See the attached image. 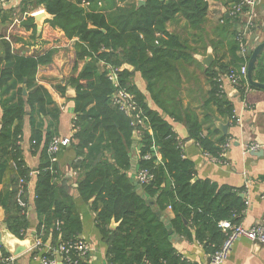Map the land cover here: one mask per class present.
<instances>
[{
  "label": "trees",
  "instance_id": "obj_1",
  "mask_svg": "<svg viewBox=\"0 0 264 264\" xmlns=\"http://www.w3.org/2000/svg\"><path fill=\"white\" fill-rule=\"evenodd\" d=\"M143 1L137 5L136 0H21L22 13L40 7L50 16L48 22L52 27L61 29L68 39H75V65L84 61L77 74L65 84L73 87L75 93L68 144L74 151L70 165L74 175L69 179L60 178L48 152L49 143L57 137L55 130L48 127L42 132L33 125L34 114L49 118L53 125L58 122L59 108L48 90L35 79L37 68L51 61L52 51L18 55L11 52L9 43L3 42L0 92L1 96L13 93L4 97L1 105L0 156L4 159H0V180L11 163L15 177L11 189L0 194V205L5 210V223L10 232L23 238L28 228L26 182L30 169L22 160L19 140L22 120L28 111L31 140L34 147L41 148L33 198L38 219L35 235L43 243L50 238L49 250L43 253L48 258L53 257V248L59 243L73 242L81 232L80 216L69 192L71 182L83 202L91 201L95 225L107 246V264H194L177 253L172 236L196 240L211 255L225 239L219 222L238 224L245 208L244 199L236 191L195 178V165L185 157L183 141L167 119L182 121L187 139L201 152L219 161L224 158L221 145L229 137H215L219 132L208 108L213 106L219 115L234 118L233 103L219 87L217 78L238 69L245 60L236 39L241 20L225 17L224 13L216 27L223 39L227 37L226 50L220 56L215 54L205 70L208 90L203 107L207 111L199 120L194 111L182 108L177 100L178 65L191 61L193 48L166 26L181 18L191 35L199 40L210 0ZM235 1L223 0L222 5L228 10ZM4 11L0 6V24L6 20ZM33 20V16L26 15V22ZM210 42L213 46L223 43ZM226 55L228 59L224 60ZM107 64L121 68L119 82L133 94L146 119L144 127H139L137 139H133L135 127L131 117L112 103L114 87L108 79ZM124 64L133 69L130 71ZM135 72L145 81L146 91L157 109L149 107L145 96L132 82ZM253 79L264 84V56L259 55L256 60ZM246 85L247 81L241 79L235 88L241 93ZM65 86L60 87L61 94ZM206 122L210 125L204 128ZM134 143L138 148L135 173L146 170L150 179L145 183L130 175ZM20 188L24 207L17 202ZM167 208L173 214L170 218L163 215ZM112 221L117 224L114 228Z\"/></svg>",
  "mask_w": 264,
  "mask_h": 264
},
{
  "label": "crops",
  "instance_id": "obj_2",
  "mask_svg": "<svg viewBox=\"0 0 264 264\" xmlns=\"http://www.w3.org/2000/svg\"><path fill=\"white\" fill-rule=\"evenodd\" d=\"M222 1H209L207 18L202 26L199 40H196L191 35L190 30L185 27L181 18L169 22L166 26L169 32L178 33L181 38L187 41L189 47L193 48L191 50V61L178 65L180 86L177 100L182 108L194 111L199 120L207 111L203 107V101L208 90L205 77L207 67L202 64L201 58L208 51H211L213 56L215 54L220 56L226 50L227 37L223 39L224 36H220L219 30L216 29L217 25L222 22V15L227 12L226 9L225 12L222 11L224 8ZM0 6L5 9L4 14L6 15V20L0 24V66L4 65V61H2L4 41L10 44L11 52L18 55H39L52 51L51 61L37 68L35 79L38 84L48 90L52 100L59 108L58 122L56 123L57 125H53L49 118L34 114L33 125L41 128L42 132H45L50 127L55 130V135L59 138L70 137L72 134V119L74 117L72 95L75 93L73 90L66 88L65 84L71 76L77 74L84 63V61H80L75 65L76 40L68 39L61 29L52 27L48 22V19H50L49 15L39 23L35 19L33 22H26L25 12H21V0H4ZM34 10L43 9L38 7L32 11ZM38 26H40L39 29ZM263 40L264 0H255V27L245 34V41L247 46L250 47ZM210 41H214V44L216 41H223V43L213 46ZM260 55L264 56V49ZM227 59L228 56L226 55L224 60ZM132 69L129 70L131 71ZM132 82L145 96V101L149 107L157 109L146 91L145 81L138 72L132 75ZM64 86L65 91L61 94L59 89ZM234 89H236L234 86L227 82L224 83V91H226L227 96L233 103V119L230 120L226 115H219L213 106L208 108L212 123L219 132L215 137L223 136L216 123H229L226 136L229 137L230 145L225 150L224 158L220 161L204 154L192 140L187 139V131L182 121L167 119L177 136L183 141L185 157L193 161L195 165V178L207 179L218 186L231 188L239 196L242 194L245 208L241 211L239 217L237 216L238 224L243 227H254L264 225V90L250 85L244 86L241 93L239 91L234 93ZM12 93L10 91L6 95L1 96L0 92V120L2 101L4 97H9ZM162 116L165 117V114ZM16 124L17 122L14 123V125ZM31 125L27 111L22 120L19 140L22 160L30 169L29 180L26 182L28 228L23 238H20V240L27 242L36 238L35 227L38 219L33 208V198L37 168L41 163V148L40 146L34 147V143L31 140ZM209 125L210 123L206 122L204 128ZM251 143H257L260 148L257 151L247 152L246 147ZM258 151H262V153L254 154V152ZM137 156V143H134L131 147L132 166L130 169V175L133 179H135ZM73 158L74 151L69 145L62 146L57 151L55 163L60 178L69 179L73 177L74 172L70 168ZM0 159L4 158L0 156ZM14 177L13 163H11L6 167L1 177L0 194L4 195L8 189H11ZM71 186L72 188H70L69 192L73 196L74 205L81 220L79 238L84 240L90 247L87 262L88 264H107V246L95 225V213L91 209L90 203L83 202L78 197L76 189L73 188V182H71ZM163 215L165 218L173 216L169 208L165 210ZM5 218V210L0 205L1 239H5L9 235L4 228L6 224ZM172 242L177 253L194 264H205L206 260L212 255H209L203 244L196 240H187L174 235L172 236ZM48 247L45 242L40 249H27L16 256L13 264H40L39 258L47 251ZM220 264H264V244L259 245L241 237L233 243L226 259Z\"/></svg>",
  "mask_w": 264,
  "mask_h": 264
},
{
  "label": "built area",
  "instance_id": "obj_3",
  "mask_svg": "<svg viewBox=\"0 0 264 264\" xmlns=\"http://www.w3.org/2000/svg\"><path fill=\"white\" fill-rule=\"evenodd\" d=\"M4 0H0V5ZM41 10H34L29 13H24V15L33 16ZM228 16L240 18L241 22L239 25V34L236 39L239 43V53L245 57L243 64L236 70L231 69L227 74L220 75L217 81L220 83L219 87L224 90V83L227 82L232 86H236L239 80H246L247 74V62L246 58L248 46L245 41V34L255 27V0H236L227 10ZM105 69L108 71V79L111 81L114 92L112 94V103L116 105L120 110H122L126 115L131 117V124L135 127L136 135H139L141 130L139 127H144V121L146 120L143 116L141 110L138 108L134 96L125 87H122L119 79L118 72L121 68H115L109 64L105 65ZM69 144V137L59 138L53 137L48 145V152L51 154V160L55 161L56 153L62 146H67ZM230 145V140H227L221 145L222 152H224ZM153 149L154 155H157V149L154 145L151 147ZM260 145L257 143H251L246 147V151L253 152L257 151ZM212 158V157H211ZM217 160L215 158H212ZM135 179L140 183H145L150 179V175L146 170L140 169L136 170ZM23 184V180H19V185ZM21 188L17 193V202L21 207L25 206V202L20 198ZM219 226L222 231L225 232V239L221 246L210 256V264H220L222 263L233 243L243 237L248 240L254 241L258 240L264 244V225H257L254 227H243L240 224H231L228 221L219 222ZM43 246L41 238L36 237L33 249H40ZM31 248V249H32ZM49 248L47 249V251ZM46 251V252H47ZM90 252L89 245L82 240L77 238L75 241L70 243H59L53 248V257L48 258L45 255H41L39 258L40 264H88L87 257ZM57 256L60 257V261L57 260ZM16 256L11 255L5 250V247L0 240V264H13Z\"/></svg>",
  "mask_w": 264,
  "mask_h": 264
},
{
  "label": "water",
  "instance_id": "obj_4",
  "mask_svg": "<svg viewBox=\"0 0 264 264\" xmlns=\"http://www.w3.org/2000/svg\"><path fill=\"white\" fill-rule=\"evenodd\" d=\"M136 3H137V5H140V4H143L144 1L143 0H136ZM222 11L225 12L226 11L225 8H223ZM33 17L39 23L42 19H44L45 17H48V14L44 10H41L38 13H35L33 15ZM225 17H228V13L227 12H225ZM39 28H40V26H38V29ZM263 49H264V40L262 42L256 44V45L248 47L247 55L249 56V59H248V62H247L246 80H247L248 85L253 86V87H257V88H261V89L264 90V84L257 82L252 77L253 76V69H254L256 60H257L258 56L261 54ZM213 59H214L213 53L211 51H208L206 53V55H204L201 58V62H202L203 65L208 67L209 65H211ZM124 67H126L128 69L132 68L128 64H124ZM66 88H68L70 90H73V92H74L73 87L67 85ZM233 92L237 93V89H234ZM22 94L24 96L26 95V88H25L24 85L22 87ZM72 96L74 97V95H72ZM228 124H229L228 122H226V123L217 122L216 126L218 127V129L221 131V133L223 135H226L227 134V129H228ZM133 139H137V135H136L135 132H133ZM257 153H262V151L254 152V154H257ZM136 183H137V181L135 180L134 184H136ZM240 196L242 197L243 195L240 194ZM184 223H186V221H184ZM116 225L117 224L114 221L111 222V227L112 228H114ZM4 228L6 229V231H7V233L9 235L5 239H1L0 238V240L3 243V245L5 247V250L8 253H10L11 255L17 256L20 253H22L23 251L33 247V245L35 243V239L31 240L30 242L20 240V238L16 237L14 234H12L10 232V230L8 229L6 224L4 225ZM169 233H171V230L169 231ZM13 241H15V242H13ZM253 242L256 243V244H259V245H263V243L259 242L258 240H254ZM46 245L47 246L50 245V238L46 241ZM34 250H36V249L34 248ZM57 260L60 261V257L59 256H57ZM209 262H210V258H208L206 260L205 264H208Z\"/></svg>",
  "mask_w": 264,
  "mask_h": 264
}]
</instances>
